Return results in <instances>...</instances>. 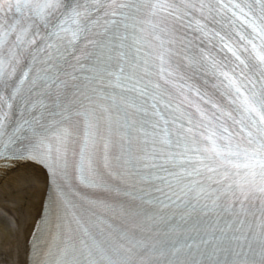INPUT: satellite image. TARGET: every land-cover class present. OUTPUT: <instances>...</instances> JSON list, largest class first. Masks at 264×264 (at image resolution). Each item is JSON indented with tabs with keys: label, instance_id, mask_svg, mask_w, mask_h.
I'll return each mask as SVG.
<instances>
[{
	"label": "snow or ice",
	"instance_id": "6c2138e0",
	"mask_svg": "<svg viewBox=\"0 0 264 264\" xmlns=\"http://www.w3.org/2000/svg\"><path fill=\"white\" fill-rule=\"evenodd\" d=\"M22 163L34 264H264V0H0V177Z\"/></svg>",
	"mask_w": 264,
	"mask_h": 264
},
{
	"label": "bare ground",
	"instance_id": "6f19581e",
	"mask_svg": "<svg viewBox=\"0 0 264 264\" xmlns=\"http://www.w3.org/2000/svg\"><path fill=\"white\" fill-rule=\"evenodd\" d=\"M28 178L27 184L18 177ZM46 186L44 173L30 164L0 177V264H26V239L37 218Z\"/></svg>",
	"mask_w": 264,
	"mask_h": 264
}]
</instances>
